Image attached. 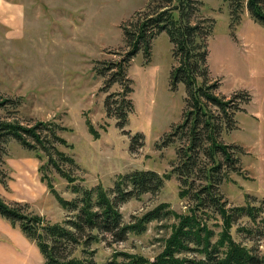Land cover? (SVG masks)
Here are the masks:
<instances>
[{
  "label": "rangeland",
  "instance_id": "1",
  "mask_svg": "<svg viewBox=\"0 0 264 264\" xmlns=\"http://www.w3.org/2000/svg\"><path fill=\"white\" fill-rule=\"evenodd\" d=\"M153 1L149 7V0H0V100L16 101L0 110V121L23 126L50 123L49 131L56 132L60 141L51 140L52 145L45 129L41 137L46 146L51 153L54 146L76 163L53 156L59 168L89 188L102 186L110 191L121 176L136 171L162 175L159 192L119 205L127 224L164 203L179 215L194 208L197 201L192 195L206 186L204 169L212 165L201 154L187 183L179 171L174 172L182 164L179 151L188 142L182 129L167 138L192 108L186 102L184 84L175 90L171 87L172 70L179 62L173 58V45L165 32L152 41L150 58L140 51L123 64L132 81L127 99L133 111L126 125L121 128L116 115H107L106 99L120 101L124 89L120 81L107 85L116 73L109 70L110 65L132 49L123 30L133 31L137 21L151 15L158 5ZM201 1L192 24L215 21L208 40V84L217 87L213 93L219 98L236 101L227 116L212 104L206 107L222 127L217 141L230 147L233 162L238 159L229 164L217 154L223 167L215 191L231 212L246 207L261 210L255 216L247 210L236 212L230 233L264 264V24L253 20L246 8L240 24H232L227 0ZM238 94L250 95L252 100L241 102L234 97ZM226 117L233 121L229 128ZM3 147L0 165L8 179L7 185L0 182V196L6 193L2 197L7 205L21 203L24 214L51 224L75 221L78 212L64 209L52 189L63 199L76 195L56 167L47 166L46 151L26 150L14 138ZM44 177L51 185L43 182ZM186 189L189 194L184 195ZM198 212L217 234L212 241L220 239L225 230L221 214L208 206ZM177 223L174 217L153 221L144 232L130 234L123 242L100 234L87 256L94 264H109L120 254L138 255L153 263ZM34 244L0 216V264H44ZM80 250H74L77 256Z\"/></svg>",
  "mask_w": 264,
  "mask_h": 264
},
{
  "label": "trees",
  "instance_id": "2",
  "mask_svg": "<svg viewBox=\"0 0 264 264\" xmlns=\"http://www.w3.org/2000/svg\"><path fill=\"white\" fill-rule=\"evenodd\" d=\"M153 0H149L150 6ZM158 5L151 15L137 21L135 28L131 31L126 27L124 37L130 43L131 51L116 64H111L109 70H116L112 74V79L107 83L111 86L114 81H120L124 86L121 100H113L109 96L105 101L107 115L114 114L121 121L123 128L128 116L133 111L131 100L127 99L131 89L124 62L130 61L140 51H144L145 57L151 55L152 41L165 32L173 45L172 55L179 66L173 68L171 74V87L177 89L179 84H184L188 99L187 104L192 110L184 119L182 125L177 127L175 133L168 135L169 141L174 134L182 129V134L187 139L188 145L179 151L182 164L175 169L183 178L184 182L190 177L197 165V159L204 154L210 159L212 165L204 169L207 179L206 186L201 191L195 192L192 197L197 201L194 208L188 209L183 215L173 211L169 204L164 203L154 210L136 217L132 223H125L123 215L119 210V205L132 198L141 197L144 194H155L164 185V177L155 171H136L129 175L121 176L114 186L108 190L102 186L87 187L74 181L72 173L61 170L53 156H57L62 162L76 165L75 161L67 155L59 152L54 146L52 153L50 147L45 144V139L41 133L47 129V138L50 141H60L56 132L49 131L50 123L39 122L34 126H23L18 122L0 121V163L5 154V147L11 138H14L26 150H40L43 148L48 157L49 167L52 165L71 184V192L76 197L68 200L63 199L53 189V194L60 201L62 207L68 211L78 212L75 221L67 220L60 224H51L42 217L33 214L26 215L21 203L7 205L0 196V216L8 220L13 226L19 227L21 232L39 248L44 264H94L87 256L90 246L98 241L100 234L109 235L114 242L125 241L130 234L142 233L146 226L153 221H162L169 217L177 219L175 233L167 241L165 250L157 256L151 263L138 255L120 254L109 264H262L263 260L252 253L250 249L235 242L230 229L233 226L236 212L247 210L249 215L255 216L261 210L257 208H237L231 212L226 208V204L218 198L215 185L220 179L218 177L223 164L217 161V154L224 155L226 162H233L229 146L217 141V134L222 128L216 125L214 116L209 115L206 110L207 104L216 106L227 116V110L235 106L233 99L226 100L219 98L213 93L217 88L209 85V65H208V40L213 34L215 21L204 20L192 24L191 19L198 14L201 0H154ZM230 6V16L232 24H240L241 13L246 8L253 20L264 24V0H227ZM150 9V8H148ZM209 24V25H204ZM246 95V96H245ZM235 95V99L241 102H250L251 96L244 94ZM238 97V98H237ZM244 100V101H243ZM16 103L12 99H1L0 110L9 104ZM18 105V104H16ZM17 106H14L16 108ZM227 128L233 121L227 117ZM219 130V131H218ZM135 139H137L135 137ZM51 141V144H52ZM63 142V141H62ZM208 143V146L205 144ZM53 145V144H52ZM50 151V152H49ZM38 153V152H37ZM41 157V155H40ZM65 160V161H64ZM233 170H236L235 168ZM6 177H5V176ZM7 174L0 165V182L6 184ZM43 182L49 180L44 177ZM189 194L188 189L183 194ZM114 194V197H113ZM203 195V196H202ZM25 208L28 207L24 205ZM212 208L221 214L225 230L220 235V239L212 241L217 235L210 227L208 218L200 216L199 208ZM251 215V216H252ZM81 248L80 255L77 256L74 250ZM119 258H121L119 260Z\"/></svg>",
  "mask_w": 264,
  "mask_h": 264
},
{
  "label": "crops",
  "instance_id": "3",
  "mask_svg": "<svg viewBox=\"0 0 264 264\" xmlns=\"http://www.w3.org/2000/svg\"><path fill=\"white\" fill-rule=\"evenodd\" d=\"M2 194V196L4 197L5 195H6V193L5 192H1ZM24 235V234H23ZM24 240V239H23ZM34 244V243H33ZM35 245V244H34ZM43 262H44V259H43Z\"/></svg>",
  "mask_w": 264,
  "mask_h": 264
}]
</instances>
